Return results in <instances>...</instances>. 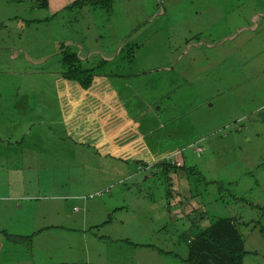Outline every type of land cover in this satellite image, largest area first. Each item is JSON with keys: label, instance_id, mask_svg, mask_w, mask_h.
I'll use <instances>...</instances> for the list:
<instances>
[{"label": "rangeland", "instance_id": "obj_1", "mask_svg": "<svg viewBox=\"0 0 264 264\" xmlns=\"http://www.w3.org/2000/svg\"><path fill=\"white\" fill-rule=\"evenodd\" d=\"M73 1L53 11L0 0V264L13 263L12 246L38 257L21 254L22 264H119L140 250L148 264H188L185 232L217 217L236 222L242 264H264V22L252 30L248 18L264 0H164L150 22L151 0ZM138 26L153 37L140 40ZM131 36L130 57H114ZM61 44L97 66L92 84L110 88L74 91L61 76ZM163 154L175 171L136 163ZM35 189L52 204L36 203L41 222L62 228L29 249V232L11 230L32 219L31 205L17 213L6 197ZM194 208L200 217L187 221ZM138 241L159 251L130 245Z\"/></svg>", "mask_w": 264, "mask_h": 264}, {"label": "trees", "instance_id": "obj_2", "mask_svg": "<svg viewBox=\"0 0 264 264\" xmlns=\"http://www.w3.org/2000/svg\"><path fill=\"white\" fill-rule=\"evenodd\" d=\"M83 1L85 0H74L73 3L68 7H72L75 4L77 5L76 8H80L81 4H85L83 3ZM86 1H88L89 5L95 7L96 4H104L107 0ZM39 2L41 8H45L48 4L47 0H39ZM136 36H140V40H143L146 37H149L148 39H151L153 37V34H151V31L147 29L138 33ZM148 39L138 44L142 46L143 43L147 42ZM116 40L117 39H113L114 42H116ZM134 40L136 39H131L130 37L122 39V42L119 44V48L116 51V56L114 57L118 58L119 60H123L126 57H130L129 50L132 47L129 46V42ZM141 46L139 47L145 48ZM58 48L61 62V76L67 81L69 80L75 82L82 89H87L92 84L95 75H98L96 72H94L97 66L85 65L77 57L76 51L72 50L71 48H67V46H65L64 44H61ZM120 48H122L121 52ZM112 59L113 57H111V60ZM101 62H105V60L101 59ZM126 69L128 70L129 67H127ZM151 83L152 82H149V84L146 83L143 88L147 89V87ZM257 115L260 121L264 123V107L260 109ZM136 163L140 164L141 166H146V164H144L142 160H137ZM155 166H157V168H161L160 173L164 175L169 170L175 171L178 167V165H171L165 160H161L155 163ZM114 209L116 211L118 207H115ZM197 210V208L191 209L184 215L187 218V221L193 222L200 217V214L197 217H192L194 216ZM13 211L19 213L18 210ZM30 213L33 215V211H31ZM110 217L111 214L108 213L106 215V221L109 220ZM27 222L32 224L28 225ZM18 224V227H20V223ZM24 225L26 227L32 226L29 231L27 230V232L29 233L24 236L23 243H26L25 247L29 249H37L39 245L37 248H33L34 237L43 234L44 228L41 227L39 221L35 219L34 215L32 219H26ZM0 232L3 235L2 238L8 239V236L4 229L0 230ZM185 236V242L187 244L186 262L188 264H242L245 255V251L243 250L244 240L241 233L239 232V229L236 226V222L230 217H217L214 220L210 221L205 227L197 229H194V224H192L187 230V232H185ZM16 237H19V235H16ZM15 242H17V239L15 240ZM3 247L4 246L1 244L0 241V254L5 253ZM12 249L13 253H11V255L12 257H15L12 264H22L20 261L21 254L28 256V258L29 255H32L35 259H38V257L30 251L17 252L18 249L15 246H12ZM29 260L34 261L33 258H29Z\"/></svg>", "mask_w": 264, "mask_h": 264}, {"label": "crops", "instance_id": "obj_3", "mask_svg": "<svg viewBox=\"0 0 264 264\" xmlns=\"http://www.w3.org/2000/svg\"><path fill=\"white\" fill-rule=\"evenodd\" d=\"M69 0H48V8H50L51 10H53V11H55V10H58V9H61L67 2H68ZM129 0H127V2H128ZM132 1H134V3H143V2H145L146 0H132ZM155 5L152 7V11H150V12H145V14L146 15H148L149 14V19H151L152 18V16L156 13V9L158 8V6H160V4L161 3H163L164 2V0H151ZM168 4L170 5L169 7H171L172 6V4L171 3H168L167 2V6H168ZM196 4H197V6L199 7V8H202L204 5H207L203 0H198L197 2H196ZM189 5H191V2H189ZM262 6H264V3L262 2ZM190 9H193V8H191L190 6L189 7H185V9H184V11H185V14H186V16H188V15H190V13H188V11L190 10ZM198 11H200V10H196V13L195 14H201L202 12H198ZM93 12V11H92ZM248 18H249V20L251 21V23H252V25L250 26V29H252V30H255V29H257V23L261 20V21H263L264 22V9H253V11H251L249 14H248ZM148 19V20H149ZM254 23H256V24H254ZM138 29H139V26H138ZM84 36V35H83ZM84 38H85V36H84ZM130 38H132V36L130 37ZM116 39V38H115ZM18 50H21V49H18ZM9 57L10 58H13V53H12V51L9 49ZM103 59H105V60H107V58H109V59H111V57H109V56H103L102 57ZM100 76H95L94 77V79H98ZM101 77H105L104 75L103 76H101ZM78 86V85H77ZM71 87L73 88V90L74 91H76V90H78L79 92H81V93H87V94H89V95H93V93H95V92H98V91H106L105 89H107V88H110V86L107 84V82H106V84L105 85H103L102 87L103 88H101V87H97L96 85H94V84H91L87 89H82L81 87H77V88H75L76 86H75V84L74 83H71ZM117 100H118V98H117ZM112 109V108H111ZM59 143H61L62 144V148H64V149H68V147H67V145L69 144V141H68V143L66 144V145H64V139L63 140H59ZM143 159H147L146 157H143ZM143 159H142V162L145 164V163H147V165L146 166H151L152 164H155V163H157V162H159V161H161V160H165L166 161V155H161V156H159L156 160H154V161H149L148 160V162H146V161H143ZM156 167V166H155ZM160 170H161V168H158V171L160 172ZM69 197H70V195H68ZM37 197V190L35 189V190H29V191H26V194H17V195H15V196H7L6 198H8V199H11V200H16V202L14 203V208L13 207H11V209H13V210H19L20 208H22V207H24V205H31V209H32V211H33V213H34V217H35V219H37L38 221H39V223H40V225H41V227H43L44 228V231H43V234H49L50 233V229H52L54 226H58V227H60V228H62L61 227V225L60 224H55V225H52V222H50L49 224H46L45 222H41V219H46L43 215H42V211H40V206H36V203H40V202H42V205H44V206H50V205H52L51 204V202H48V201H45V200H40V199H37L36 198ZM20 200H24L25 202L24 203H19V201ZM1 201H2V198H0V203H1ZM54 205L56 206V202L54 203ZM118 207V210L119 211H121L122 209H124V206L122 205V206H117ZM71 209V208H70ZM73 209V210H72ZM72 209H71V211H73L74 212V210H75V208L74 207H72ZM114 209V208H113ZM117 211V210H116ZM116 211H112V210H107L102 216H104L105 218H106V215L109 213V214H113V213H115ZM11 213H12V211H10ZM111 218V217H110ZM48 221H50V220H48ZM16 222H18L19 223V221L18 220H16ZM23 222H24V224H25V222H26V219L24 218V220H23ZM120 223H121V221H120ZM24 224H20V227H18V228H16V227H13L12 228V230H11V232H14V233H26L27 232V230L29 231L30 229H31V227L32 226H29V227H26ZM1 225H2V223H1ZM21 227L24 229V227H26L25 229V231L24 230H22V231H20V229H21ZM50 239H53V236L52 237H50ZM124 242L125 243H127V244H129L130 242H129V239H125L124 240ZM130 245H132V246H135V245H139V246H145V247H148V248H151V249H154V247L153 246H151V245H148L147 243H146V241L145 242H142V241H138V242H132ZM155 250V249H154ZM155 251H159V250H155ZM142 252H145L146 253V250H140L139 252H137L136 254H134V255H131V256H129V257H125L124 259H120V261H119V264H133L132 263V259H134L135 260V263L136 264H148L147 262H144L143 260H142V258L139 256L140 254H142ZM148 253V252H147ZM159 253V252H158ZM119 256H120V254H118ZM117 256V255H116Z\"/></svg>", "mask_w": 264, "mask_h": 264}, {"label": "clouds", "instance_id": "obj_4", "mask_svg": "<svg viewBox=\"0 0 264 264\" xmlns=\"http://www.w3.org/2000/svg\"><path fill=\"white\" fill-rule=\"evenodd\" d=\"M162 10H163V9H162ZM163 12H164V11H163ZM163 12H162V14H163ZM152 19H153V17H152L151 19H149L148 22H150V20H152ZM143 22L148 23V22H147V19H145ZM147 29H149L148 26H141V28L138 29V32L136 33V35H137L138 33L142 32V31H144V30H147ZM170 155H171V153H170ZM170 155L166 156V160L169 159V156H170ZM166 162H167V161H166Z\"/></svg>", "mask_w": 264, "mask_h": 264}]
</instances>
